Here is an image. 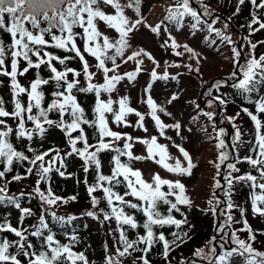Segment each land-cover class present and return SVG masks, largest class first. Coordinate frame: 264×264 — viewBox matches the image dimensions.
Masks as SVG:
<instances>
[{
	"label": "snow or ice",
	"instance_id": "snow-or-ice-1",
	"mask_svg": "<svg viewBox=\"0 0 264 264\" xmlns=\"http://www.w3.org/2000/svg\"><path fill=\"white\" fill-rule=\"evenodd\" d=\"M246 2L256 9L246 25L249 36H251L264 30V0H236V10L233 16L239 13ZM141 5L142 0H126V2L124 0H0V32L10 36V42L0 37V76L9 79L12 105L9 111L6 106L9 102L0 97V181H2L0 183V203L14 205L20 212L17 226H13L6 217L0 218V264H92L84 252L74 251V245L79 242L77 235L72 234L68 236V243H61L50 231L45 234V230L48 229L45 214H50L53 219L61 223L75 219L71 215L58 216L55 211H51V208L76 201V195L61 197L56 195L50 187L47 189L41 187L42 183L48 182L49 174L53 171L61 177L71 175L62 169L66 167L67 158L73 155L83 161V172L85 173L83 183L91 202V208L83 215L94 219H99L102 215L103 221L108 222L114 219L116 223L115 230L110 229L109 234L118 233L117 247L115 253H112L105 245L106 264H124V258L133 257L134 253H139V255L133 257L132 264H151L148 254L158 244L162 248L161 255L167 261L174 249L190 239V233L184 231L182 227H192L184 218L182 210V206H194L186 185L180 178L167 179L159 173H153L151 181H148L143 178L140 169L133 167L134 162L153 160L168 173L177 177L191 176L197 167L190 152L166 134L167 129H174L177 136H180L182 140L185 139L181 134L182 125L178 121L171 124L165 123L161 114L169 117L172 114L167 111L164 104L158 103L150 94L151 81L176 80L178 77L170 76L167 68L163 73H158L159 62L143 48L132 51L131 54H125V49L130 47V34L138 30L141 25L149 28L153 33H158L161 28V24L151 26L146 23L141 13ZM108 7L114 11L107 13L105 9ZM201 7L202 12L193 7L192 0H175L164 19L174 23L179 29L185 18L190 17L192 20L190 27L193 30H199L202 25L206 26L208 31L215 32L223 43L234 44L235 42L229 35L213 27L221 17L216 15L209 23L205 17H212L214 10L204 3ZM127 9L133 10L134 17L126 15ZM101 22L109 29H115L118 38H110L101 32L99 29ZM42 23H46L47 27H42ZM224 27L227 29L228 24L225 23ZM76 29H81V31L78 32ZM57 31L59 35L56 34ZM164 31L168 29L165 28ZM77 37L83 41L82 49L78 46ZM243 39L249 48L244 63H235L243 55V46L240 49L232 47L233 67L238 68L242 74V78L233 83L232 87L247 94L253 93L256 86L264 81V53L257 56L255 54L257 43L252 42L248 37ZM169 41H171L170 46L175 55H183L175 51L181 45L171 36V33H169V39L165 40L161 47L169 46ZM48 47L62 50L65 54L57 55L47 50ZM182 47L190 54L189 58L195 59L198 64V54L194 49L188 44ZM88 56L97 61L95 67L102 72L103 83L91 82L97 73L91 71L92 65L87 59ZM141 57H146L154 65L150 72V82L143 89L146 99L141 100L147 105V111L142 113L132 107L130 97L127 95L120 96L118 99H113L109 95L107 99H103L102 94L115 92L117 85L125 77L129 81L136 80L137 74L143 71L144 61ZM117 58H120L122 63L134 61L136 67L132 71L120 74L117 72L120 67ZM73 59H79L81 62L80 70L69 66V62ZM109 62L112 67L108 66ZM57 64L60 67H57ZM188 67L191 70V65ZM42 68L48 70L47 78L41 75ZM30 70H36L35 79L27 85L21 84L18 78L25 76ZM196 71L199 72V69L197 68ZM109 73L114 74L109 75ZM70 75L72 79H69ZM81 75L87 82L86 86H81L77 79ZM236 78L237 72L233 71L229 79L235 81ZM225 83L227 81L217 80L205 93L212 97L208 100L209 106L214 102H218L221 106L227 104L223 95L212 96V90L215 89L219 93ZM49 84L54 85L51 93L53 99L47 102L46 107H43L45 92L42 86ZM75 92L95 94L91 118L86 115L84 107L78 103ZM25 95L27 103L22 100V96ZM178 98V93H173L166 103L171 104ZM197 108L199 109V105ZM51 112L58 113L59 119H51L49 116ZM241 112L250 118L255 138L253 155L244 156L243 160L255 170L257 175L251 172L238 175L240 169L237 163L228 162V171L223 175L224 186L214 177L213 187L223 191L224 199L222 200L214 191L207 204L209 212L214 216L223 217V220L216 226L217 232L223 233L220 239L223 240L228 235L226 230L232 225L242 224L243 227L231 232V242L234 247L228 251L217 254L214 246L216 236H212L203 247L194 251V256L207 260L208 264H231L230 258L234 256L243 257L244 264H264V251H258L250 243V241H255L256 235L246 219L245 210L240 211L242 219L234 218L232 209L237 205L231 201L234 183L238 181L249 183L252 189L250 194L252 213L255 216L264 217V96H260L255 101V112L248 107H242L234 116L224 117L233 127L231 153L239 149L243 137V130L236 123ZM202 114L212 121L214 138L217 141L215 146L219 149L217 156L219 163L215 161L210 163H214L216 176H221V165L232 158L229 145L224 139L225 129L218 127L213 120L215 112L204 111ZM131 115L137 117L134 125L129 120ZM146 117H150L159 136L170 141V146L177 149L179 156H172L169 152V145L159 143L157 135H152L150 138L147 136L133 137L127 132L113 130L111 126L136 127L147 133ZM9 119L15 122L14 128L9 126ZM29 122L32 127H28ZM83 126L93 129L95 144L89 143V137ZM49 128H58L65 133L70 151H65L61 155V150L57 148L37 151L31 146L21 150L10 139V136L14 134L17 140L26 137L28 141H32L34 136L43 137ZM78 142L82 144V147L77 146ZM117 142H122V147ZM134 143L145 145L147 156L134 155ZM105 151L115 153L111 157L113 165L111 172L107 175L102 171L100 159V154ZM50 155L51 158L46 160V157ZM121 157L128 159L124 161ZM25 161L30 165L26 173L37 176L36 186L31 193L21 191L19 196L9 194L10 181L7 177L15 171L17 165L22 166ZM93 167L96 172L95 181L89 183L87 174ZM24 178L26 176H22L19 172L11 176L12 181H20ZM121 185L125 189L123 193L118 190ZM97 192L102 195H95ZM24 195L38 196L43 209L38 223L30 226L31 231L29 228L20 226L27 217L33 215L30 208L23 207L20 203V197ZM102 202L106 203L107 209L99 207ZM162 206H166V212L161 211ZM137 214L144 217L142 222ZM175 214H179L181 218H177ZM173 227L176 230L168 233L171 236L169 239L164 229ZM140 229H143V234ZM130 231L135 233L134 239L129 238ZM240 232H247V239H242L238 235ZM3 233L13 234L15 239H9ZM30 237L41 238L42 243L39 250L30 241ZM220 247L223 248L224 244ZM179 264H186V261L181 259Z\"/></svg>",
	"mask_w": 264,
	"mask_h": 264
},
{
	"label": "rangeland",
	"instance_id": "rangeland-1",
	"mask_svg": "<svg viewBox=\"0 0 264 264\" xmlns=\"http://www.w3.org/2000/svg\"><path fill=\"white\" fill-rule=\"evenodd\" d=\"M124 2H126V0H124ZM174 3L175 0H142L141 13L146 23L151 26L161 24V28L158 33H153L149 28L141 25L138 30H135L134 33L130 34V47L125 49V54L128 55L131 54L132 51L143 48L150 52L155 57L156 61L159 62V67L157 68L158 73H163L167 68L170 76L176 75L178 77L176 80L168 79L151 81L152 87L150 89V94L158 103L164 104L167 108V111L172 114L171 117L161 114V118L165 123L171 124L178 121L182 125L181 134L185 139L182 140L180 136H177L174 129H167L166 134L168 136H171L176 143L182 144L190 152L194 163L197 164V167L193 170L191 176L185 177H177L172 173H168L153 160L134 162L133 167L136 169H140L143 173V178L148 181H151L153 173H159L163 178L167 179L175 180L177 178H180L186 185L188 195L191 197L194 206L201 207L204 210H208L209 205L207 204V201L209 198H211L214 191L222 200L224 199L223 191L214 189L213 185L215 177V179L220 180L221 185L224 186L223 175L228 171L227 163H237L240 169V172L237 174H244L241 167L244 162V149L248 142V136L250 132L252 133V130L254 131V129L252 122L247 115L239 116L237 118L236 123L242 128L243 137L242 141L239 144V149L235 153H231L233 127L232 124L229 123L224 117L234 116L238 111L233 109V107L228 104V101L226 105H219L220 112L217 113L218 124L216 125L225 129L224 139L226 143V130L229 128V151L232 158L221 165V176H216L214 163L210 162L215 161L216 163H219V161L217 160L219 149H217L215 146L217 141L214 138L215 132L213 131L212 121H209L208 118L202 114V112L204 111H213L215 113L217 112L215 102L211 106H209L208 104V100L212 97L205 95V93H207L208 90L212 88V85L215 82H213L212 85L207 86V88L203 86L206 85L211 78H215L218 76H225L229 78L230 74L233 71L237 72V70L239 76H241L242 78V74L239 72V69L233 67L234 61L232 59V47H238V44L240 48L241 46H243L242 58L238 62L235 61V63H244L249 48L247 47V43L243 38L248 37V39L250 40L252 39V35L249 36V31L246 27L249 21L244 20V17L241 18L240 11L235 15V17H233V13L236 10V3L231 8H227V5L220 8L218 6L213 7L212 5L214 4H212L210 0H193V3L197 4L201 9V4L204 3L209 5V7L211 6L210 8L214 10V13L218 12L220 15H224L226 18H228L230 23H227L224 19L221 18L213 25V27L220 29L222 32H225L227 35H229L230 38L235 42L232 45L223 43L221 39L215 34V32H209L206 26L202 25L199 30H193L190 27V24L192 23L190 17L185 18L179 29L174 23L166 21L164 17L167 15L168 9L172 5H174ZM105 11L107 13H112L114 10L111 7H108L105 9ZM126 15L129 17H134L133 10L127 9ZM230 17L231 19H229ZM208 18L209 17H205L207 21ZM209 23H211V21ZM225 23L228 24L227 29H225L224 27ZM165 28H167L168 31H164ZM99 29L101 32L107 34L110 38H118V33H116L115 29H109L103 22L99 24ZM76 31L80 32L81 29H76ZM169 33H171V36L175 38V40L181 45V47L177 48L175 51L181 52L183 53V55H175V52L170 46L171 41H169V46L161 47V45L164 44V41L169 39ZM258 36L259 34L257 35V37ZM77 42L78 46L82 49L83 41L80 37H77ZM184 44H188L198 54V64L195 59L189 58V53L184 51L182 47V45ZM87 59L92 65L91 71L97 73V75L93 77L91 82L96 84L103 83V74L95 67L97 61L91 56H88ZM141 59H143L144 61L142 65L143 71L137 74L136 80L129 81L125 77L117 85V89L115 92H113L112 94L103 93V99H107L109 95H111L113 99H118L120 96L127 95L130 97V104L132 107L137 108L142 113L147 111V105L143 104L141 100L142 98L146 99V96L143 93V89L150 82V72L154 65L146 57H141ZM117 63L120 64V67L117 69V72L120 74L132 71L136 67L134 61L122 63L120 58H117ZM188 65H191V70L189 69ZM108 66L112 67L110 62ZM197 68L199 69V72L196 71ZM112 74L114 73H109V75ZM24 78L27 79V77ZM69 79H72L71 75L69 76ZM79 82L81 86H86L87 84L84 78ZM201 89L202 91H204V93H200ZM233 92H236V88H233L232 84H224L220 88L219 93L216 92L215 89H213L212 96L223 95L224 97H226L228 94H231ZM173 93H178L179 98L173 101L171 104H167L166 101L171 97ZM205 99L207 100L203 104V100ZM197 105H199V109L197 108ZM214 118L215 116L213 117V120ZM136 119L137 117H135L134 115H131L129 117V120L133 125L135 124ZM146 125L148 128L147 133H145L142 129L136 127L117 125L111 126L113 127V130L127 132L133 137L147 136L148 138H150L152 135H157L159 143L169 145V152L172 156H179L177 149L170 146V141L166 140L164 137L159 136L158 130L154 127V122L150 119V117H146ZM77 146L79 147V143ZM133 152L134 155L147 156L146 146L140 143H134ZM242 182L243 181H238L234 183L231 192L232 202H234L233 197H235V193L240 186V183ZM51 211H55L56 214L60 216H67L72 214H79V216H82L83 214L81 213L85 212L84 208L76 209L71 207L69 204H60L58 207L56 206V209L52 206ZM240 211L241 209H238V211L236 208L232 209V215L234 216V218L238 220L242 219L240 216ZM211 217L215 222L216 216L211 213ZM218 217L220 219L219 222H221L223 220V217ZM87 219L93 221L94 223L92 224L96 228H98V224L100 222L101 236L106 240V245L111 250V252L115 253L117 246L115 235L109 234V230L111 229V222L103 221L102 215L97 220L93 219L92 217H87ZM212 224L214 223L212 222ZM238 228H241V224L232 225L229 232L228 228L226 230L228 235L225 236V238H228V240H230L231 242V232ZM214 232L217 237V240L214 241V246H216L215 244H218L220 242V236L223 235V233H218L217 228ZM214 232H212V235L198 246L203 247L207 240H209L212 236H215ZM244 238L247 239V236ZM186 257V254H180V256H178V258L176 259V263L174 262V264H179L181 259L185 260ZM193 262H195V264H204L195 260H190L188 264H193ZM124 264H132V261L124 258Z\"/></svg>",
	"mask_w": 264,
	"mask_h": 264
},
{
	"label": "trees",
	"instance_id": "trees-1",
	"mask_svg": "<svg viewBox=\"0 0 264 264\" xmlns=\"http://www.w3.org/2000/svg\"><path fill=\"white\" fill-rule=\"evenodd\" d=\"M213 7H220L227 5V8L233 7V5L236 3V0H210ZM211 7V6H210ZM256 11V9L250 4L245 3L240 10L241 18H245L244 20L249 21L251 19V15ZM235 17V16H233ZM30 27V25H29ZM42 27H47L46 23H42ZM56 31V30H54ZM56 34H60L58 31ZM259 36L257 37V35ZM0 37H2L6 42H10V36L6 33L0 32ZM257 37V38H256ZM252 39H250L252 42H254L256 39H259V43H257V48L255 49V54L259 56L261 53H264V30H261L257 33L252 34ZM47 50L55 52L57 55L63 56L65 53L62 50L59 49H52L51 47H48ZM35 59V57H33ZM10 63V61H9ZM69 66L73 67L77 70H80L81 68V62L79 59H73L69 62ZM57 67H60L57 64ZM10 70V69H9ZM41 75L44 78H47L49 75V72L46 68H42L40 70ZM36 70H30L29 73L25 74L24 78H18L20 80V83L23 85H27L31 80L35 79ZM79 81L83 79V76H79L77 78ZM8 78L4 76H0V97H3L5 101H8L7 103V109L11 111L12 105L10 103L11 101V94L9 89V82ZM43 91L45 92V103L42 104L43 107L47 106V102H50L51 99H53L51 93L54 90V85H44L42 86ZM77 97L78 103H80L86 112V115L91 118L92 117V108L95 104V94L88 92V93H81V92H75L74 93ZM264 96V81H262L260 84L256 86V90L253 93H243L240 89L235 93V95H228V97H225L227 102L233 109L236 111H240L242 107H248L251 111L255 112V101L260 97ZM22 100L27 103V96H22ZM246 116L243 112H241L240 116ZM49 116L53 120L59 119V114L56 112L49 113ZM249 118V117H248ZM250 119V118H249ZM8 124L11 127H15L16 125L14 121L8 120ZM28 126H32L31 122H29ZM86 129V133L89 137V143L95 144V139L93 138V129L88 128L87 126H83ZM73 135H76V133H73ZM46 140H42L38 142L39 140L37 138H33L32 141H28L27 138H23L22 140H17L15 135H11L10 139L14 143V145L21 150L26 149V147L31 146L35 148L37 151H44L49 148H57L61 150V155L65 151H70V147L67 144V138L65 136V133L58 129H48L46 134ZM247 145L245 146V153H249L250 155H253L255 151V138H254V131L252 130V133L250 132L247 140ZM79 147H82V144L80 142ZM119 146L122 147V142H117ZM29 155H31L29 153ZM115 155L114 152L111 151H105L100 154V159L102 162V171L104 174H110L112 163H111V157ZM51 155L49 157H46V160L50 159ZM122 160L126 161L127 157H121ZM30 165L25 161L23 162V165H17L15 168V171L8 175L7 179L10 181L8 190L9 194H16L19 196V193L23 191L24 193H31L34 186H36V180L37 176L35 174H27L26 169ZM57 166H59L57 164ZM242 171L245 173L251 172L253 175H257L255 170L252 169V167L249 164H242ZM66 173H70L71 175H66L65 177H61L59 174H57L55 171L51 172L49 174V180H48V188L50 187L53 192L56 195H59L61 197H69L72 195L77 196V200L74 202H69L71 207L76 209H83L89 210L90 209V198L86 190V186L83 183L85 173L83 172V161L76 155H73L71 157H68L66 160V167L62 169ZM17 172H19L22 176H26V178L20 180V181H12L11 176L15 175ZM88 175V181L89 183H93L95 181V168H91ZM2 183V181H0ZM45 183H42L41 187L44 189ZM249 183L242 182L240 183V186L238 187L235 197H233V204L237 205L235 207L238 211V209H244L246 214V219L251 226V228L255 231L256 239L254 242L250 241V243L253 244V247L257 249L258 251H264V217L255 216L252 213L251 210V196L249 193ZM119 192H124V187L121 185L119 187ZM97 196H101L102 193L97 192L95 193ZM232 198V196H231ZM20 203L23 207L30 208L33 212V215L30 217H27L22 225V227L29 228V231H31V225H35L38 223V218L43 211L41 206V201L39 200L38 196H28L24 195L20 197ZM2 203H0V218H8L13 226H17V222L20 217L19 210L14 206L11 205L9 207L2 206ZM100 207L107 209V205L105 202H102ZM47 207V206H45ZM53 208L56 209V206H53ZM182 210L184 212V218H186L189 222V224L192 226L191 228H188L186 226H182L184 231H187L190 233V239L187 240L186 243L180 245L178 248L174 249L170 255L169 259L166 261L164 257L161 255V245H157L155 248L152 249L150 254H148V258L151 261V264H174L176 263V259L180 254H186L187 257L193 258L197 257L194 256V251L199 248V244H201L203 241H205L208 237L212 235V217L211 214L206 213V210L200 207H183ZM162 212H166V206L161 207ZM82 212L81 214H83ZM46 219L45 222L48 224V229L45 230V234L47 232H51L54 234L55 238L58 239L61 243H68V236L75 234L79 237V242L74 245V251L76 252H84L87 258L92 262V264H106L104 261V255H105V245L106 240L102 238L101 236V224L99 222L98 228H91L87 225H80V224H73L72 223H61L56 219H53L50 214H45ZM177 218H181L179 214H175ZM138 219L142 222L144 217L141 214H137ZM110 228L112 230H115L116 223L115 220L110 221ZM243 225L241 224V228ZM239 229V228H238ZM176 229L173 228H166L164 229L167 238L171 239V236L168 235L171 231H175ZM141 234H143V229H140ZM3 235L7 236L9 239H15V236L11 233H3ZM115 240L118 239V233H114ZM240 237L242 239H245L244 237L248 236L247 232H241L239 233ZM244 236V237H243ZM129 238L134 239L135 233L130 231L129 232ZM225 240V237H224ZM30 241L35 245V248L39 250L41 248V238L38 237H30ZM234 247V245H233ZM139 255V253H134V256ZM133 257H127L129 260H132ZM186 257V258H187ZM185 258V259H186ZM200 258V257H198ZM23 259V258H22ZM231 259V264H244V258L241 256H234Z\"/></svg>",
	"mask_w": 264,
	"mask_h": 264
},
{
	"label": "water",
	"instance_id": "water-1",
	"mask_svg": "<svg viewBox=\"0 0 264 264\" xmlns=\"http://www.w3.org/2000/svg\"><path fill=\"white\" fill-rule=\"evenodd\" d=\"M218 112H219V108H218ZM218 112H217V113H218Z\"/></svg>",
	"mask_w": 264,
	"mask_h": 264
}]
</instances>
